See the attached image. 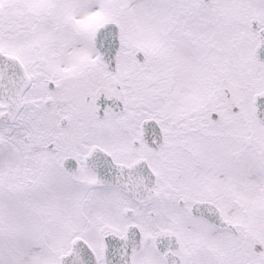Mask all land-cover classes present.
Segmentation results:
<instances>
[{
	"label": "snow or ice",
	"instance_id": "6c2138e0",
	"mask_svg": "<svg viewBox=\"0 0 264 264\" xmlns=\"http://www.w3.org/2000/svg\"><path fill=\"white\" fill-rule=\"evenodd\" d=\"M0 264H264V0H0Z\"/></svg>",
	"mask_w": 264,
	"mask_h": 264
}]
</instances>
